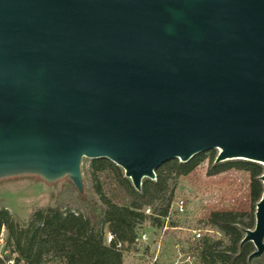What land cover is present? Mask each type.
I'll list each match as a JSON object with an SVG mask.
<instances>
[{"label":"water","instance_id":"obj_1","mask_svg":"<svg viewBox=\"0 0 264 264\" xmlns=\"http://www.w3.org/2000/svg\"><path fill=\"white\" fill-rule=\"evenodd\" d=\"M264 166V0H0V179L106 158ZM264 184V173L260 176ZM242 242L264 254V191Z\"/></svg>","mask_w":264,"mask_h":264},{"label":"trees","instance_id":"obj_2","mask_svg":"<svg viewBox=\"0 0 264 264\" xmlns=\"http://www.w3.org/2000/svg\"><path fill=\"white\" fill-rule=\"evenodd\" d=\"M216 152L211 149L186 162L170 159L156 169L155 179L144 178L140 189L125 177L120 166L106 158L92 159L87 175L93 182L97 199L86 206L85 211L60 206L36 208L27 222L20 223L7 208H1L0 232L5 226L8 230L6 245L24 264H125V254L135 249L139 231L146 225L150 228L164 225L179 180L208 159V175L232 168L250 174L252 211L217 210L199 220L203 228L214 233L207 232L198 240V263L264 264V254L249 262L255 246L250 241L242 242L245 231L255 228L254 212L264 191L260 179L264 166L238 159L216 162ZM102 174L112 179L109 191L104 190ZM147 207L152 208V214L145 212ZM180 222L174 215L169 224L177 226ZM108 231L124 243L126 251L116 250L106 242Z\"/></svg>","mask_w":264,"mask_h":264},{"label":"rangeland","instance_id":"obj_3","mask_svg":"<svg viewBox=\"0 0 264 264\" xmlns=\"http://www.w3.org/2000/svg\"><path fill=\"white\" fill-rule=\"evenodd\" d=\"M216 151L218 155L219 150L216 149ZM91 160V158L83 157L81 163L84 180L83 194L67 176L54 182H48L39 176L28 174L0 179V209L7 208L20 223L27 222L32 211L36 208L60 206L62 209L85 211V207L97 199L93 182L87 175ZM208 167L209 160L206 159L191 174L181 178L178 182L175 197H185L189 205L185 226L191 228L201 226L199 220L208 217L212 211H252L250 174L232 168L216 175H208ZM101 181L104 184V190L109 191L112 187L111 177L102 174ZM142 230L149 233L150 250L144 253L146 243L141 244L139 249L135 247L134 250L125 254V264H147V257H151L159 244L163 249L165 246L170 247L169 245L174 241L172 238L174 234L182 238L185 233L182 230H169V232L167 231L169 236L160 239L161 232L159 230L147 225ZM7 238L8 230L6 229L5 240ZM52 264L60 263L53 262Z\"/></svg>","mask_w":264,"mask_h":264},{"label":"built area","instance_id":"obj_4","mask_svg":"<svg viewBox=\"0 0 264 264\" xmlns=\"http://www.w3.org/2000/svg\"><path fill=\"white\" fill-rule=\"evenodd\" d=\"M188 201L185 197L179 196L174 197L171 202L170 210L168 215L164 218L165 222L161 228H153L159 230L161 232L160 239L167 238L169 230H182L184 231L183 237H179V235H173L174 238L172 243L169 245L170 247H161L159 244L157 250L148 258L147 264H199L198 263V254L196 247L198 246V240L207 232L211 234L214 233L213 230L203 228V226H199L197 228H191L190 226H185L186 217L189 211ZM145 212L148 214H152V208L147 207ZM174 215H177L181 222L177 224V226H170L169 221L172 219ZM181 231V232H182ZM5 232L6 227L2 226L0 232V264H24L23 261L18 259V255L16 252H12L10 248L6 245L5 240ZM150 236L147 231L140 230L138 233V237L136 238L134 245L136 249L141 247V244H147L145 248V252L150 250ZM106 242L108 244H112L116 250L126 251L124 243L112 232L106 233ZM160 242H163L160 240ZM128 252V251H127ZM126 252V253H127ZM144 255V254H143Z\"/></svg>","mask_w":264,"mask_h":264}]
</instances>
